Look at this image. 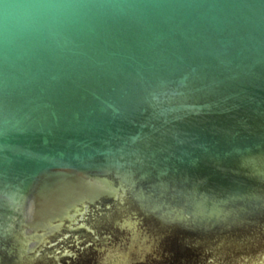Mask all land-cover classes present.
Returning <instances> with one entry per match:
<instances>
[{
	"label": "water",
	"instance_id": "95a60500",
	"mask_svg": "<svg viewBox=\"0 0 264 264\" xmlns=\"http://www.w3.org/2000/svg\"><path fill=\"white\" fill-rule=\"evenodd\" d=\"M0 264H264V0H0Z\"/></svg>",
	"mask_w": 264,
	"mask_h": 264
}]
</instances>
